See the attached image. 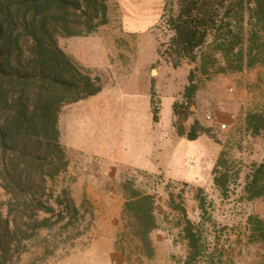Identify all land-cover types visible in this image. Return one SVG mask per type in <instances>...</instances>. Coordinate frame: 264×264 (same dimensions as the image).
I'll use <instances>...</instances> for the list:
<instances>
[{
    "label": "rangeland",
    "instance_id": "rangeland-1",
    "mask_svg": "<svg viewBox=\"0 0 264 264\" xmlns=\"http://www.w3.org/2000/svg\"><path fill=\"white\" fill-rule=\"evenodd\" d=\"M105 1L106 26L88 37L58 38L59 47L77 66L85 69L81 63L86 61L100 69L101 84L108 88L101 97L65 108L59 122L68 168L51 187L69 190L76 206L83 207L86 230L74 240H64L67 234L57 230L40 232L12 264H184L189 254L183 234L186 220L199 236L197 264L262 263L264 244L251 241L246 220L250 215L264 220V200L247 202L243 188L252 167L264 162V139L253 138L245 125L246 114L264 112V66L208 79L196 73L199 88L192 119L209 130L208 136L183 140L174 158L163 160L167 173L148 172L154 166L147 157L150 93L153 107L163 106L161 125L156 122L163 130L171 116V99L182 101L188 72L194 68L183 61L173 69L161 56L171 35L166 21L178 0ZM207 115L212 125L205 121ZM218 124L227 130L220 132ZM220 153L230 176L225 197L212 183ZM126 180L154 198L158 230L150 236L151 258L143 256L135 240L123 236L121 184ZM7 201L0 189L3 217ZM171 202L184 209L185 217ZM46 246L50 256L44 254Z\"/></svg>",
    "mask_w": 264,
    "mask_h": 264
},
{
    "label": "trees",
    "instance_id": "trees-1",
    "mask_svg": "<svg viewBox=\"0 0 264 264\" xmlns=\"http://www.w3.org/2000/svg\"><path fill=\"white\" fill-rule=\"evenodd\" d=\"M166 21L170 32L161 54L177 69L188 72L182 101L174 102L172 128L177 138L194 142L208 136L192 119L198 91L197 76L235 74L264 66V0H178ZM105 0H0V189L8 196L6 216L0 213V264H12L40 232L57 230L64 240L80 237L85 212L69 190L51 185L68 168L58 130L65 106L96 96L98 77L77 66L58 45V38L88 37L108 24ZM150 93L152 121L158 120ZM247 132L264 139V112L245 115ZM230 176L223 153L212 170V183L225 197ZM123 236H129L146 258L154 255L150 236L158 230L154 198L121 184ZM200 209L203 199L197 191ZM247 202L264 200V162L254 165L243 188ZM182 217L185 211L175 207ZM250 239L264 244V220L248 216ZM189 254L184 264H197L199 236L185 221ZM50 256L49 246L44 248ZM260 264H264L263 262Z\"/></svg>",
    "mask_w": 264,
    "mask_h": 264
},
{
    "label": "crops",
    "instance_id": "crops-1",
    "mask_svg": "<svg viewBox=\"0 0 264 264\" xmlns=\"http://www.w3.org/2000/svg\"><path fill=\"white\" fill-rule=\"evenodd\" d=\"M83 62H85V63H81V65H83V67L86 70L88 69L92 76L98 77L100 79L101 83H102V76H101V73L99 71L100 69L95 68V66L88 65L86 63V61H83ZM97 72H99L98 75H96ZM107 91H108V88L104 84V85H102L101 92L99 94H97L96 96L91 97V98L101 97L105 93H107ZM84 101H86V100H84ZM84 101H80V102L75 103V104L77 105V104H80L81 102H84ZM173 102H174L173 99H171V102H170L171 106H172ZM75 104H72V105H75ZM69 106H71V105L65 106L62 109V111L60 113V116L58 118V130H59V133H60V143L62 145H63V143H62V134L64 133V130H63V132H61V129H60L61 125H59V122H60V117L63 114L65 108H67ZM149 108H150V100H149ZM162 109H163V106L161 104V108L158 110L159 111L158 126H160L161 122H162L161 121ZM191 111L193 112L194 108H192ZM149 119H150V121L148 122V132H150V133L148 134V137H149L150 140H149L148 143L150 144V148H149L150 151L147 154V157L151 161H153L152 163H153L154 166H152V168L148 172H156V171H161L162 170L163 172L167 173V170L164 169L163 166H162L164 164L163 160L173 159L174 156H175L174 155L175 154L174 150L177 149L179 147V145L182 144L181 142L184 139L177 138L174 135V133H173V128H172V121H173L172 109H171V116L168 119V123L165 126V128H163V130L159 129V127L156 125V123H154L152 121V114H151ZM154 126L155 127L157 126L158 128L154 129ZM198 139L196 141H198ZM63 146L66 147L65 145H63ZM157 158H158V160H156Z\"/></svg>",
    "mask_w": 264,
    "mask_h": 264
},
{
    "label": "built area",
    "instance_id": "built-area-1",
    "mask_svg": "<svg viewBox=\"0 0 264 264\" xmlns=\"http://www.w3.org/2000/svg\"><path fill=\"white\" fill-rule=\"evenodd\" d=\"M205 121H206L208 124H210V125L213 124V120H212V118H211L209 115H207V116L205 117ZM216 128H217L220 132H225V131L227 130V127H226V125H224V124H218Z\"/></svg>",
    "mask_w": 264,
    "mask_h": 264
},
{
    "label": "water",
    "instance_id": "water-1",
    "mask_svg": "<svg viewBox=\"0 0 264 264\" xmlns=\"http://www.w3.org/2000/svg\"><path fill=\"white\" fill-rule=\"evenodd\" d=\"M154 72H155V74H156V71H155V70H153V71L151 72V74L154 75Z\"/></svg>",
    "mask_w": 264,
    "mask_h": 264
},
{
    "label": "bare ground",
    "instance_id": "bare-ground-1",
    "mask_svg": "<svg viewBox=\"0 0 264 264\" xmlns=\"http://www.w3.org/2000/svg\"><path fill=\"white\" fill-rule=\"evenodd\" d=\"M154 75H155V72H154Z\"/></svg>",
    "mask_w": 264,
    "mask_h": 264
}]
</instances>
